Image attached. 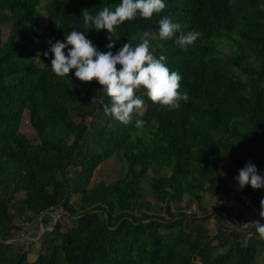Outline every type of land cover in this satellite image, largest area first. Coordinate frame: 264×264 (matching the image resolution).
<instances>
[{
    "label": "trees",
    "instance_id": "16d2710c",
    "mask_svg": "<svg viewBox=\"0 0 264 264\" xmlns=\"http://www.w3.org/2000/svg\"><path fill=\"white\" fill-rule=\"evenodd\" d=\"M119 2L0 0V264H264V234L245 227L264 188L236 180L249 162L264 174V0H167L117 26L113 51L149 39L189 94L170 108L141 90L128 123L105 111L102 85L44 55L73 27L108 51V30L82 13ZM162 16L201 35L187 48L161 39ZM26 112L39 143L21 130ZM108 161L117 174L95 179Z\"/></svg>",
    "mask_w": 264,
    "mask_h": 264
},
{
    "label": "clouds",
    "instance_id": "9594fccd",
    "mask_svg": "<svg viewBox=\"0 0 264 264\" xmlns=\"http://www.w3.org/2000/svg\"><path fill=\"white\" fill-rule=\"evenodd\" d=\"M166 6L167 0H120L114 8L103 6L95 14L85 9L82 13L85 28L91 27L97 32L108 30V51L100 50L86 32L73 27L71 31L64 32L65 39L50 41V50L44 55L54 54L51 55L50 65L58 75L70 74L75 69L74 75L81 81L95 80L102 85L111 98L110 105H105V111L121 122H130L133 112L143 106L144 99L138 94L141 90L153 102L179 108L181 102L189 99L188 92L182 90V75L170 70L165 55L157 57L150 50L149 39L136 46L126 41L118 51H113L118 40L114 35L117 26L137 17L153 18ZM200 35L195 30L183 31V25L170 16L159 19L160 38L167 40L175 37V42L182 48L193 44ZM118 64L120 68H117ZM136 123L142 125L144 122L137 120ZM236 180L240 189L248 185L254 189L264 188V174L252 162L239 170ZM260 217L250 222L255 224L260 234H264V200L261 201ZM57 220L56 217L55 222Z\"/></svg>",
    "mask_w": 264,
    "mask_h": 264
},
{
    "label": "rangeland",
    "instance_id": "374dc122",
    "mask_svg": "<svg viewBox=\"0 0 264 264\" xmlns=\"http://www.w3.org/2000/svg\"><path fill=\"white\" fill-rule=\"evenodd\" d=\"M7 31H5V35H7ZM139 112H142V109L140 108L139 109ZM21 130H22V132H24L28 137H29V139L34 143V144H36V143H39L40 141H39V138H38V135H37V133H36V131L33 129V127L31 126V123H30V115H29V112H26L25 114H24V118H23V122H22V128H21ZM119 168H120V163H118L117 161H108L107 162V164L105 165L104 164V166L102 167V169L101 170H99L97 173H96V176H95V179H97L98 178V176L99 175H104L106 178H110V177H112L113 175H114V173H116L117 174V172H118V170H119ZM145 187L147 188L148 187V185H145ZM215 200H210L209 198H207V202L208 203H210L211 205H212V203H215L214 202ZM210 205V206H211ZM210 206H209V208H210ZM196 210V206H192V209H190L189 211H188V213H191L192 211H195ZM63 212L62 211H56L55 213H54V218H53V220H55L56 219V217L57 216H59V215H63L62 214ZM60 216V217H61ZM59 217V218H60ZM251 218L253 219V221H254V219L256 220V219H259L260 217H259V215L258 214H256V213H254V215H251ZM211 223V225H210V228H211V233H215L216 232V226H215V224H214V222L213 221H211L210 222ZM43 227H41V230H40V233H39V236L40 235H42V232H43ZM33 238H31V240H32ZM32 241H35V243L37 244L38 243V241H39V238H34V240H32ZM39 251H40V247L37 245V247H36V249H35V252L30 256V261L31 262H33V261H35L36 259H37V257H38V254H39Z\"/></svg>",
    "mask_w": 264,
    "mask_h": 264
},
{
    "label": "built area",
    "instance_id": "2783aa9c",
    "mask_svg": "<svg viewBox=\"0 0 264 264\" xmlns=\"http://www.w3.org/2000/svg\"><path fill=\"white\" fill-rule=\"evenodd\" d=\"M247 205L251 206L255 211L257 210L256 207L253 205L252 200L250 198H247ZM54 217V215H52ZM25 227H29V224H26Z\"/></svg>",
    "mask_w": 264,
    "mask_h": 264
},
{
    "label": "water",
    "instance_id": "95a60500",
    "mask_svg": "<svg viewBox=\"0 0 264 264\" xmlns=\"http://www.w3.org/2000/svg\"><path fill=\"white\" fill-rule=\"evenodd\" d=\"M61 215H59V216H57V218H59ZM56 223V222H55ZM251 225H254V223H249L247 226H245V227H249V226H251ZM45 232V230H43V232L42 233H44ZM25 239H28V238H25Z\"/></svg>",
    "mask_w": 264,
    "mask_h": 264
},
{
    "label": "crops",
    "instance_id": "0c3cea01",
    "mask_svg": "<svg viewBox=\"0 0 264 264\" xmlns=\"http://www.w3.org/2000/svg\"><path fill=\"white\" fill-rule=\"evenodd\" d=\"M25 238H28L27 240H31V237L30 238L29 237H25ZM32 240H34V238Z\"/></svg>",
    "mask_w": 264,
    "mask_h": 264
}]
</instances>
